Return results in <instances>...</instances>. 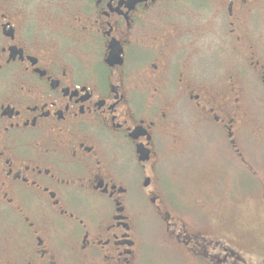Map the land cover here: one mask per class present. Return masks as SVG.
<instances>
[{
    "label": "flooded vegetation",
    "instance_id": "af4514ba",
    "mask_svg": "<svg viewBox=\"0 0 264 264\" xmlns=\"http://www.w3.org/2000/svg\"><path fill=\"white\" fill-rule=\"evenodd\" d=\"M32 1L23 30L0 11V264H143L150 228L183 260L223 264L170 202L160 142L186 132L160 126L187 119L195 155H240L264 0H71L78 53L68 0Z\"/></svg>",
    "mask_w": 264,
    "mask_h": 264
},
{
    "label": "rangeland",
    "instance_id": "374dc122",
    "mask_svg": "<svg viewBox=\"0 0 264 264\" xmlns=\"http://www.w3.org/2000/svg\"><path fill=\"white\" fill-rule=\"evenodd\" d=\"M21 1L20 7L13 8L17 0H0V11L9 8L18 14L19 25L23 30L31 27V6L38 8V5H34L32 0ZM77 17L82 15L68 0L65 25L68 27L70 43L67 47L70 48L69 52L78 53L77 45L70 41V35L78 33L75 27L82 26L75 22ZM56 39L58 35L53 34V44ZM77 53L68 54L78 56ZM261 59L263 62L264 57L261 56ZM263 71L249 62L243 68L245 118L240 155L227 151L220 143L209 145L206 149L202 142L198 143V148L204 153L195 155L187 142L191 128L187 119L177 124L169 116L160 126L164 129L163 133L160 132V139H177L178 136L173 133L177 126L186 132L185 141L179 147H175L172 142L169 145L160 142V155L167 157L166 166L169 170L164 168V171H170L167 180L175 192L169 194L170 202L184 209L186 221L192 225L191 229L212 247L210 255L213 262L223 259V264H264ZM150 230L151 234L150 231L149 235L144 234L145 246L149 244L151 247L150 253L148 251V255L144 256L143 264H203L195 260H183L179 252L162 246L164 239L161 233L159 248V236Z\"/></svg>",
    "mask_w": 264,
    "mask_h": 264
}]
</instances>
